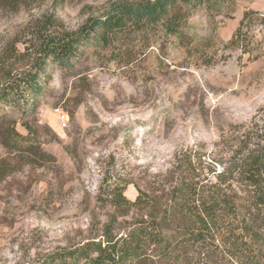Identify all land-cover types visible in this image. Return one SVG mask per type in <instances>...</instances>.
<instances>
[{"label":"rangeland","instance_id":"obj_1","mask_svg":"<svg viewBox=\"0 0 264 264\" xmlns=\"http://www.w3.org/2000/svg\"><path fill=\"white\" fill-rule=\"evenodd\" d=\"M110 1L0 0V73L5 58L22 71L12 55L32 47L36 22L75 30ZM248 9L264 12V0H208L180 33L134 41L128 64L120 43L112 51L92 34L67 64L46 65L32 133L14 111L27 139L0 135V264H35L86 238L107 210L97 195L114 182L129 183L134 200L136 185L162 180L181 152L203 156V169L230 159L242 132L264 124L263 24L250 44L226 45Z\"/></svg>","mask_w":264,"mask_h":264},{"label":"trees","instance_id":"obj_2","mask_svg":"<svg viewBox=\"0 0 264 264\" xmlns=\"http://www.w3.org/2000/svg\"><path fill=\"white\" fill-rule=\"evenodd\" d=\"M206 1L112 0L75 30H60L47 17L36 22L32 47L12 55L15 63L26 61L22 71L14 65L5 68L12 59L2 60L0 104L11 107L0 113L3 141L17 145L28 137L17 131L14 111L32 133L27 119L37 110L35 100L49 62L67 64L94 34L106 49L114 51L120 43L118 59L128 64L134 41L180 33L191 9ZM258 22L264 26V12L246 10L226 45L250 44L251 28ZM237 142L229 160L212 159V169L209 163L201 167L203 156L181 152L162 180L145 190L135 184L134 200L125 195L129 183L110 184L106 194L97 195L107 210L97 216L90 234L35 264H264V124L244 130Z\"/></svg>","mask_w":264,"mask_h":264}]
</instances>
